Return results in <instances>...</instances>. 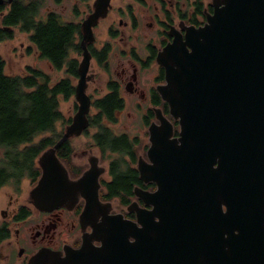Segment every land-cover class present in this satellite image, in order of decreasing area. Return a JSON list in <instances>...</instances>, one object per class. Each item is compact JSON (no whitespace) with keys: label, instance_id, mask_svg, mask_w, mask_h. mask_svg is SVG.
<instances>
[{"label":"water","instance_id":"obj_1","mask_svg":"<svg viewBox=\"0 0 264 264\" xmlns=\"http://www.w3.org/2000/svg\"><path fill=\"white\" fill-rule=\"evenodd\" d=\"M212 5L204 24L187 26L184 38L175 33L157 54L166 80L157 88L180 130L171 137L172 124L164 117L150 127L151 163L140 161L138 168L157 188L136 193L152 208H136L142 225L133 223L130 234L124 224L105 220L102 245L76 253L81 264H264V0ZM108 6L109 0L94 1L82 22L83 41L93 39L92 26ZM82 56L78 108L61 137L37 158L41 174L30 197L38 207L90 178L97 186L102 170L94 158L71 180L56 154L63 141L89 125L91 55L84 48ZM220 197L226 199L225 213L205 208L204 203L217 206Z\"/></svg>","mask_w":264,"mask_h":264},{"label":"flooded vegetation","instance_id":"obj_2","mask_svg":"<svg viewBox=\"0 0 264 264\" xmlns=\"http://www.w3.org/2000/svg\"><path fill=\"white\" fill-rule=\"evenodd\" d=\"M52 1L57 3L60 0ZM94 1L73 0L70 8L63 11L45 5L43 14L45 16L46 12H54L62 19L79 25L75 41L77 49L73 52L75 54H71L73 58L75 57L77 74H68L66 64L60 70L55 68L48 59L45 60L49 66L57 69L62 75L55 77L57 79L54 80L55 78L44 71L53 82L70 77L73 92L67 99L61 97V102L73 97L74 113L78 108L75 88L84 48L91 55L85 88L90 97L87 114L89 125L80 134L65 140L67 157L57 156L71 180L80 178L90 168L91 161L95 158L96 165L102 169L97 176V186L90 178L83 181L74 191L67 190V194L61 200H48L46 206L38 207L30 197V191L41 174L39 166V175L35 181L27 175L32 182L28 191L19 189L20 180H10L1 184L0 188L13 183L14 188L7 196L0 198V264H81V258H78L76 253L83 246H87L90 252L102 245L103 233L100 226L105 220L111 224L114 222L124 224V231L130 228L128 232L130 234L133 223L142 225L137 221L136 208L146 210L152 208V204L145 202L136 191L139 189L154 191L157 188L156 181L142 177L138 168L140 161L151 163L148 156V148L151 145L150 127L160 125L161 117H164L172 124L171 137L179 136V120L172 116L168 102L163 99L157 88L166 82L165 67L157 62V54L173 41L175 33H180L184 38L187 26L204 24L207 15L213 12V0H203L204 6L202 14H198L199 18L196 13V0H151L153 5H149L146 0H132L137 3L136 11L127 0H109L106 14L99 17L97 23L92 26L93 39L83 41L82 22L93 12ZM109 16L111 20L105 29L106 37L100 41L98 33ZM148 29L156 31L149 32ZM31 46L32 52L40 57L38 50L32 44ZM112 51L115 52L117 61L116 68L110 69L108 59ZM92 61L103 70L105 91L101 94L93 95L94 93L87 91L89 83L96 80L98 75L91 66ZM109 94H114L119 100V106L113 109L110 119L97 104ZM127 104L131 110L127 111L126 115L130 117L133 114L137 117L138 123L144 128L142 129L144 135L118 131L116 128ZM64 116L66 119L60 128L62 134L72 118L65 114ZM94 117L101 119L100 124H92ZM111 125L117 133L112 130ZM91 129H94L93 132ZM104 129L108 130L110 137L124 136L128 148H113L107 143H99L97 135L102 137ZM85 135H90L93 142L88 147L75 150L73 140ZM104 139L106 141L107 137ZM93 148L97 151L93 152ZM125 173L134 177L130 181L129 189H113L112 184H116L118 176ZM209 195L205 197L207 203L210 200ZM207 203H204L207 209L213 208L221 213L227 211L226 199L222 197L217 198V206L215 202L214 206ZM128 238L130 241L133 240L132 236Z\"/></svg>","mask_w":264,"mask_h":264},{"label":"trees","instance_id":"obj_3","mask_svg":"<svg viewBox=\"0 0 264 264\" xmlns=\"http://www.w3.org/2000/svg\"><path fill=\"white\" fill-rule=\"evenodd\" d=\"M45 3L46 0H11L0 4V41L13 39L18 27L30 33V43L40 57L48 59L59 70L66 64L68 74L76 75V61L71 54L77 49L79 25L54 12H46L44 16ZM203 6V0H196L197 18ZM31 48L26 46V50ZM5 66L6 60L0 53V185L27 175L35 181L39 175L38 156L62 134L59 126L66 118L60 107L61 97L67 99L73 92L70 77L53 82L48 74L33 65L26 64L19 73H7ZM97 104L110 119L119 100L109 94ZM100 120L94 117L92 124H100ZM97 137L99 143L113 148L129 146L124 136L110 137L107 129L102 131V137ZM65 143L56 149L61 158L67 157ZM133 178L128 173L120 174L116 184H112L113 189H129Z\"/></svg>","mask_w":264,"mask_h":264},{"label":"rangeland","instance_id":"obj_4","mask_svg":"<svg viewBox=\"0 0 264 264\" xmlns=\"http://www.w3.org/2000/svg\"><path fill=\"white\" fill-rule=\"evenodd\" d=\"M127 1L129 2V4H131V6L134 7V11H136L137 3L132 0H127ZM146 1L147 3L148 2L150 3L149 5H153V1L151 0H146ZM72 3H73V0H60L57 3H55L52 0H46L45 5L46 6L49 5L51 8L63 11V10L69 9ZM45 8L42 9V13L45 12L44 11ZM110 20H111V16H109V18L103 22V25L100 28L101 30L98 33L100 41H102L106 37L105 29ZM155 31H156L155 29H153V31L149 30V32H155ZM28 35H29L28 32H22L18 29V27H16L15 36L13 39L0 41V53L3 55V57L6 60V66H5L6 72L7 73H19L22 71L23 67L26 64H30V65L39 67L46 73L50 74L53 78L55 77L58 78V76L62 75V73L57 71V69L55 70V68L54 69L51 68L49 66V63L45 59L40 58L37 55V53L32 52L33 51L32 48L31 50H28V49L26 50V46L31 45ZM79 59H81V56H79ZM116 61H117V56L115 55V52L112 51L108 59V67L110 69L116 68V65H115ZM91 64H92L91 66L93 67V69L97 71L98 75L96 77V80L89 83V87L87 91L94 93L93 95L101 94L105 91L104 80H103L104 74L102 72L103 70H101L100 67H98L94 61H92ZM145 76H147V74ZM57 78H55L54 80H56ZM60 107L66 116H72L74 114L73 97H71L69 100L61 102ZM129 110L131 109L129 108L127 104V107L123 110V113L120 115V122L117 124L116 128H118V131H129L131 134L140 133L144 135L142 131V129L144 128L142 127L140 123H138L137 117L135 115L133 116V114L130 117L126 115L127 111ZM110 127L115 133H117L116 130L113 128V125H111ZM59 129H60V126H59ZM93 130L94 129H91V132H93ZM144 140L146 141V137L144 138ZM73 142L75 144L74 145L75 150L78 151L84 146L88 147L90 143L93 141L90 135H85V136H81L73 140ZM96 151L97 150L93 148V152H96ZM79 156L80 155H77V157ZM25 177H23L20 180L21 182L19 184V189L28 191L32 186V182H31L30 177L28 176H25ZM12 188H14L13 183L6 185V186L4 185L3 187H1L0 188V198L3 197L4 195L7 196V194L13 190Z\"/></svg>","mask_w":264,"mask_h":264}]
</instances>
